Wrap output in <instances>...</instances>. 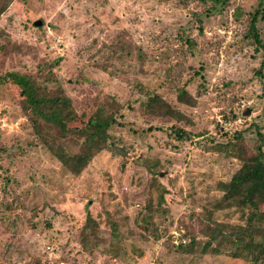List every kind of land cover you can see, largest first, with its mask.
I'll return each instance as SVG.
<instances>
[{
  "label": "rangeland",
  "instance_id": "obj_1",
  "mask_svg": "<svg viewBox=\"0 0 264 264\" xmlns=\"http://www.w3.org/2000/svg\"><path fill=\"white\" fill-rule=\"evenodd\" d=\"M211 4L12 0L0 14V73L48 76L43 92L59 85L76 114L108 97L119 104L106 147L73 175L35 137L18 90L0 85V264H249L226 251L178 248L190 235L203 239L215 184L240 157L259 147L264 159V69L254 74L260 51L242 36L255 0ZM257 26L264 40V19ZM140 89L158 93L185 119L142 113ZM179 89L194 105L175 100ZM40 123L74 146L76 136ZM177 129L185 137L169 135ZM160 192L166 214L145 210L147 196L154 204ZM210 218L242 222L233 209Z\"/></svg>",
  "mask_w": 264,
  "mask_h": 264
},
{
  "label": "trees",
  "instance_id": "obj_2",
  "mask_svg": "<svg viewBox=\"0 0 264 264\" xmlns=\"http://www.w3.org/2000/svg\"><path fill=\"white\" fill-rule=\"evenodd\" d=\"M11 1L0 0V14ZM211 1L209 9L214 5L226 3V0ZM263 2L264 0H255L254 8L246 14L242 35L250 42L254 52L260 51V60L254 70V74L257 75H261L264 69V40L257 26L258 21L264 19ZM206 12H208L207 9ZM192 15L199 22L197 14L192 13ZM176 33L181 42L191 49L193 41L184 29L178 27ZM48 64L54 65V63ZM47 78L48 76L39 82L38 78L30 72L9 70L0 73V85L10 84L18 90L20 103L29 108L32 116L29 123L35 137L66 171L77 175L95 153L106 147L108 131L117 123L115 114L119 104L108 97L96 102L86 115L83 112L76 114L70 99L59 85H56L54 93L43 92L48 83ZM139 91H143V98L139 101V110L142 113L155 117L185 119L179 109L172 107L158 93L148 89ZM175 100L179 104L188 106L195 103L194 98L184 89L177 91ZM40 120L63 134L76 136L74 146L66 148L61 141L42 127ZM185 134L183 130L177 129L171 131L169 135L182 138ZM238 136V133L234 134L235 138ZM256 151L255 155L240 157L238 167L230 176L226 180L216 182L215 188L219 196L212 202L211 210L204 211L205 219L200 227L203 239H195L190 235L186 243L178 245L179 249L200 255L207 252L226 251L229 256L240 258L249 264H264V159L259 147ZM3 192L10 194L7 187L3 188ZM161 192L158 193L154 204L147 196L145 210L161 215L166 214L162 206ZM229 209L239 212L241 223L216 222L210 218L212 211ZM92 223L93 220L89 218V214H86L85 227H90ZM110 231L112 236L117 235L114 221L110 222Z\"/></svg>",
  "mask_w": 264,
  "mask_h": 264
},
{
  "label": "water",
  "instance_id": "obj_3",
  "mask_svg": "<svg viewBox=\"0 0 264 264\" xmlns=\"http://www.w3.org/2000/svg\"><path fill=\"white\" fill-rule=\"evenodd\" d=\"M40 23H41L40 21H34V22H33V25H34V26H35V25H40Z\"/></svg>",
  "mask_w": 264,
  "mask_h": 264
},
{
  "label": "built area",
  "instance_id": "obj_4",
  "mask_svg": "<svg viewBox=\"0 0 264 264\" xmlns=\"http://www.w3.org/2000/svg\"><path fill=\"white\" fill-rule=\"evenodd\" d=\"M46 248H48V246H46Z\"/></svg>",
  "mask_w": 264,
  "mask_h": 264
}]
</instances>
